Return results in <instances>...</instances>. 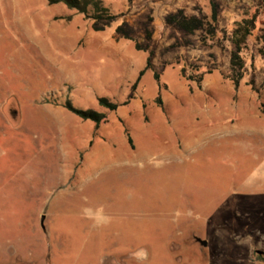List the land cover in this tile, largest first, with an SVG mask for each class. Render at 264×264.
<instances>
[{
  "label": "rangeland",
  "instance_id": "rangeland-1",
  "mask_svg": "<svg viewBox=\"0 0 264 264\" xmlns=\"http://www.w3.org/2000/svg\"><path fill=\"white\" fill-rule=\"evenodd\" d=\"M212 2L213 33L170 19L211 22ZM104 3L121 16L96 30L64 4L0 0V264H264V0ZM257 11L236 89L231 35ZM150 50L131 103L101 107L129 98Z\"/></svg>",
  "mask_w": 264,
  "mask_h": 264
},
{
  "label": "trees",
  "instance_id": "trees-1",
  "mask_svg": "<svg viewBox=\"0 0 264 264\" xmlns=\"http://www.w3.org/2000/svg\"><path fill=\"white\" fill-rule=\"evenodd\" d=\"M49 4H64L69 9L76 10L78 13L84 14L87 19L93 21L96 30L105 29L108 25L116 21L121 16V14L113 13L111 9L105 5L104 0H49ZM218 15L219 7L215 2H212L211 22H209L207 18H200L197 16L188 17L184 14V12L179 13L178 20H176V18H174L173 16H171L170 19L173 20V22L178 23V26L184 29L185 31L189 33H194L196 30L206 29L207 24L209 25V27H211V31L215 30L213 23L218 22ZM258 16L259 11H257L250 17H246L243 18L241 21H238L235 24V28L231 35L232 42L235 45V50L233 51L231 58L232 69L230 77L231 80L234 82L236 89L240 88L243 79L249 72L247 61L243 53L248 48L249 39L254 35V32L257 30ZM117 32L123 34L124 37L129 38V36L126 35L124 32L123 26H119L117 28ZM149 38L151 39L150 34ZM256 38L259 39V36H257ZM137 47L140 49L139 45H137ZM258 52L264 57V46L260 47ZM153 56L154 50H150L146 66L140 72L137 81L133 85L132 94L125 102L118 103L110 100L107 97H100L98 99L99 105L108 109L110 112H117L121 107L129 105L131 103V100L133 99L134 91L137 89L142 78L149 70H152L154 67ZM252 66L255 67L254 64H252ZM155 79L159 83V87L162 88L159 73H155ZM249 83L251 85H254L253 88L256 90L255 82L252 80ZM65 107L81 119L85 121L95 122L97 128H100L103 123H107L109 121V116L107 113L101 112L93 108H78L70 100L66 101ZM130 142L132 143L131 138ZM257 258L264 262V253L262 251L258 252Z\"/></svg>",
  "mask_w": 264,
  "mask_h": 264
},
{
  "label": "water",
  "instance_id": "water-1",
  "mask_svg": "<svg viewBox=\"0 0 264 264\" xmlns=\"http://www.w3.org/2000/svg\"><path fill=\"white\" fill-rule=\"evenodd\" d=\"M45 216H43V218H42V226H43V228H45ZM203 246H208V241H206V240H203V239H201V238H198L197 239Z\"/></svg>",
  "mask_w": 264,
  "mask_h": 264
},
{
  "label": "crops",
  "instance_id": "crops-1",
  "mask_svg": "<svg viewBox=\"0 0 264 264\" xmlns=\"http://www.w3.org/2000/svg\"><path fill=\"white\" fill-rule=\"evenodd\" d=\"M143 257V258H142ZM138 259H143L144 260V256L138 255L137 256Z\"/></svg>",
  "mask_w": 264,
  "mask_h": 264
}]
</instances>
